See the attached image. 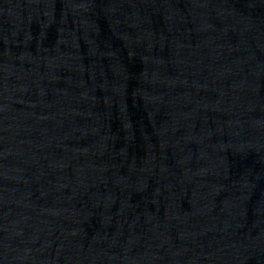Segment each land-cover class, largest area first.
Masks as SVG:
<instances>
[{
  "label": "water",
  "instance_id": "water-1",
  "mask_svg": "<svg viewBox=\"0 0 264 264\" xmlns=\"http://www.w3.org/2000/svg\"><path fill=\"white\" fill-rule=\"evenodd\" d=\"M0 264H264V0H0Z\"/></svg>",
  "mask_w": 264,
  "mask_h": 264
}]
</instances>
